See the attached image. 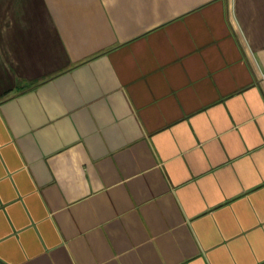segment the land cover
I'll list each match as a JSON object with an SVG mask.
<instances>
[{"label":"crops","instance_id":"1","mask_svg":"<svg viewBox=\"0 0 264 264\" xmlns=\"http://www.w3.org/2000/svg\"><path fill=\"white\" fill-rule=\"evenodd\" d=\"M0 264H264V0H0Z\"/></svg>","mask_w":264,"mask_h":264}]
</instances>
